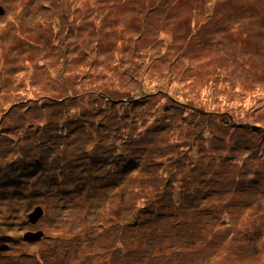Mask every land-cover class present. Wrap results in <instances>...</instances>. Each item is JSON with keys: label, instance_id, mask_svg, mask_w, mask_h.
<instances>
[{"label": "rangeland", "instance_id": "1", "mask_svg": "<svg viewBox=\"0 0 264 264\" xmlns=\"http://www.w3.org/2000/svg\"><path fill=\"white\" fill-rule=\"evenodd\" d=\"M0 5V264H264V0Z\"/></svg>", "mask_w": 264, "mask_h": 264}, {"label": "water", "instance_id": "2", "mask_svg": "<svg viewBox=\"0 0 264 264\" xmlns=\"http://www.w3.org/2000/svg\"><path fill=\"white\" fill-rule=\"evenodd\" d=\"M4 7L0 5V14H3L4 13ZM44 210L41 206H37L35 208V210L29 214V218L32 222L36 221L37 218H39L42 214H43ZM43 235V231L40 230V231H37V232H33V231H28L24 237L25 238H29V237H35V238H38V237H41ZM8 245L6 243L0 245V248H7Z\"/></svg>", "mask_w": 264, "mask_h": 264}, {"label": "trees", "instance_id": "3", "mask_svg": "<svg viewBox=\"0 0 264 264\" xmlns=\"http://www.w3.org/2000/svg\"><path fill=\"white\" fill-rule=\"evenodd\" d=\"M158 8V7H157ZM156 33H158V30H156ZM51 44H52V42H50V44H49V47L51 46ZM54 47H56L58 44L56 43H53L52 44ZM146 94L148 93L146 90H143ZM138 95H132V97L134 98V97H137ZM74 97H76V96H74ZM48 98H50L51 99V101L53 102V103H55V104H60V106H63L64 105V100L67 98V97H64V96H56V95H54V97H52V96H48L47 98H46V100L48 99ZM133 98H131V100H133ZM128 99V98H127ZM45 100V99H44ZM39 103V102H38ZM7 109V111L5 112L6 113V115H7V113H9V115H10V112L9 111H11L12 112V109H13V107H12V105L9 107V108H6ZM58 109H53V111H57ZM21 127H22V129H24V130H26V128H24V126H22L21 125ZM21 129V130H22ZM49 147V146H48ZM171 186H172V183L170 184ZM171 186H166V188H165V190H169L170 188H171ZM175 193V192H174ZM199 200H197V202H198ZM2 244H4V243H1L0 245H2ZM1 249V248H0Z\"/></svg>", "mask_w": 264, "mask_h": 264}, {"label": "clouds", "instance_id": "4", "mask_svg": "<svg viewBox=\"0 0 264 264\" xmlns=\"http://www.w3.org/2000/svg\"><path fill=\"white\" fill-rule=\"evenodd\" d=\"M7 244V243H6ZM8 245V244H7ZM8 247H9V245H8ZM2 249V248H1Z\"/></svg>", "mask_w": 264, "mask_h": 264}]
</instances>
